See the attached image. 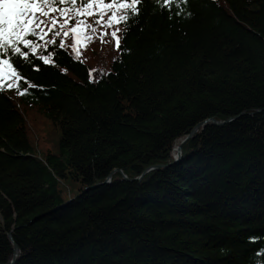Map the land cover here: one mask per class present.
I'll use <instances>...</instances> for the list:
<instances>
[{
	"label": "trees",
	"instance_id": "trees-1",
	"mask_svg": "<svg viewBox=\"0 0 264 264\" xmlns=\"http://www.w3.org/2000/svg\"><path fill=\"white\" fill-rule=\"evenodd\" d=\"M106 4L0 93V264H264V0Z\"/></svg>",
	"mask_w": 264,
	"mask_h": 264
},
{
	"label": "snow or ice",
	"instance_id": "snow-or-ice-1",
	"mask_svg": "<svg viewBox=\"0 0 264 264\" xmlns=\"http://www.w3.org/2000/svg\"><path fill=\"white\" fill-rule=\"evenodd\" d=\"M154 2L161 7H170L178 0H154ZM184 2L187 3V0ZM92 3L101 4L105 3V0H0V93L12 89L15 84L19 95L27 94L26 88L20 90L19 81L21 80H24L28 87H37L30 83L24 68L33 66L34 70L39 71L40 68L35 65V60H40L44 64L52 62L56 56V47L60 49L66 47L65 39H60L58 45L57 39L61 36L67 38L71 33L75 40L76 26L81 23L79 15L74 18L75 24H72V17L64 19V12L69 10L78 12L79 9ZM142 3L143 0H107L106 9H111L112 5H116L117 11H112L107 20L103 19L107 11L97 13L96 19L87 26L92 33L96 32L94 25L112 29L110 33H103L100 38L103 40L105 35H110L115 41L116 50H122V37L118 35L121 29L115 25L123 22L126 30L127 21L139 15L140 9L136 5H142ZM63 4H68L70 9L56 7ZM50 13L57 14L51 15ZM176 15H180V12L177 11ZM113 17L116 19L113 20ZM61 19H63V24L59 23ZM84 22L87 23L86 18ZM69 24L72 26L66 29L65 26ZM42 25L47 28V31L41 28ZM45 37L49 38L45 39ZM85 38L91 40L92 37L85 34ZM50 48L51 51H49ZM72 49L73 52L77 51L75 43ZM5 77L12 80L6 88L3 84Z\"/></svg>",
	"mask_w": 264,
	"mask_h": 264
},
{
	"label": "water",
	"instance_id": "water-1",
	"mask_svg": "<svg viewBox=\"0 0 264 264\" xmlns=\"http://www.w3.org/2000/svg\"><path fill=\"white\" fill-rule=\"evenodd\" d=\"M209 121H210L211 123H213V124H216V125H218V124L221 123V122H217V121H215V120H213V119H210ZM202 124H203V122H200V123L196 124L195 127L191 130V132H190L188 135H186L183 139H181V141H180V142L174 147V155H173V158H174L175 161L179 158L180 145H181V143H182L186 138H188V137L190 136V134H191L193 131H195V129H196L198 126H200V125H202ZM137 179H138V178H137ZM8 238H10L9 234H8ZM17 256H18L17 249H16L15 246H13V252H12V254H11V256H10V258H9V260L7 261L6 264H12V263L14 262V260L16 259Z\"/></svg>",
	"mask_w": 264,
	"mask_h": 264
},
{
	"label": "bare ground",
	"instance_id": "bare-ground-1",
	"mask_svg": "<svg viewBox=\"0 0 264 264\" xmlns=\"http://www.w3.org/2000/svg\"><path fill=\"white\" fill-rule=\"evenodd\" d=\"M173 153H174V151H173Z\"/></svg>",
	"mask_w": 264,
	"mask_h": 264
}]
</instances>
